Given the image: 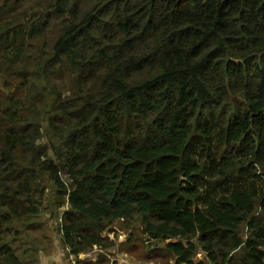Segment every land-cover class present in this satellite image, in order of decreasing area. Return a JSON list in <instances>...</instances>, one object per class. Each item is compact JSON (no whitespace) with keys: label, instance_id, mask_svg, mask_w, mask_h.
I'll use <instances>...</instances> for the list:
<instances>
[{"label":"trees","instance_id":"obj_1","mask_svg":"<svg viewBox=\"0 0 264 264\" xmlns=\"http://www.w3.org/2000/svg\"><path fill=\"white\" fill-rule=\"evenodd\" d=\"M47 201L75 258L264 264V0H0V264Z\"/></svg>","mask_w":264,"mask_h":264},{"label":"rangeland","instance_id":"obj_2","mask_svg":"<svg viewBox=\"0 0 264 264\" xmlns=\"http://www.w3.org/2000/svg\"><path fill=\"white\" fill-rule=\"evenodd\" d=\"M49 195L51 199L52 193ZM48 202L45 204L47 209L34 220L30 228H25L21 223L17 225L21 234L13 239L14 247L20 256L27 254L30 264H73L77 259L89 264H172V260H168L164 253L151 252L145 247L144 237L138 229H129L127 223L122 222H116L106 230L108 240L115 243L113 248L88 251L78 258L72 257L70 251L61 245L60 217L51 214L52 208L47 206ZM127 225L130 226L129 223ZM195 261L209 264L202 254H198Z\"/></svg>","mask_w":264,"mask_h":264},{"label":"crops","instance_id":"obj_3","mask_svg":"<svg viewBox=\"0 0 264 264\" xmlns=\"http://www.w3.org/2000/svg\"><path fill=\"white\" fill-rule=\"evenodd\" d=\"M94 250H99V249L95 248ZM92 251H93V250H92Z\"/></svg>","mask_w":264,"mask_h":264}]
</instances>
